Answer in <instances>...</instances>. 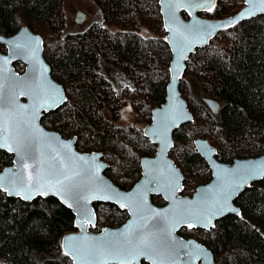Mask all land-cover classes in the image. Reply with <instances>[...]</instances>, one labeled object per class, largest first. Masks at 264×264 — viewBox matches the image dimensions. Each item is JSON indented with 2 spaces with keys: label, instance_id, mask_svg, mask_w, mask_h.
<instances>
[{
  "label": "trees",
  "instance_id": "trees-1",
  "mask_svg": "<svg viewBox=\"0 0 264 264\" xmlns=\"http://www.w3.org/2000/svg\"><path fill=\"white\" fill-rule=\"evenodd\" d=\"M90 1L102 23L62 39L63 0H0V34L26 26L41 36L51 75L67 97L60 108L43 115L41 124L63 137H76L79 151L101 152L109 164L105 175L128 190L140 177L141 158L153 155L155 146L135 125H116L119 109L129 105L135 122L149 121L151 110L165 99L171 54L158 0ZM215 3L212 19L233 14L242 5L241 0ZM101 64L116 72H101ZM114 74L124 77L126 94L114 93L106 78ZM185 84L189 87L182 91ZM179 90L193 121L173 133L170 157L184 176L182 195L190 196L211 178L194 148L195 136H205L221 162L264 152V15L220 29L190 56ZM204 95L219 103L216 113L203 102ZM11 163L12 155L0 150V171ZM152 201L164 203L160 196ZM93 205L94 232L127 219L113 204ZM235 205L239 216L227 215L209 230L182 228L179 234L194 235L212 252L214 264H264V179L239 195ZM75 231L74 215L57 200L25 203L0 191V264H71L61 241Z\"/></svg>",
  "mask_w": 264,
  "mask_h": 264
},
{
  "label": "water",
  "instance_id": "water-1",
  "mask_svg": "<svg viewBox=\"0 0 264 264\" xmlns=\"http://www.w3.org/2000/svg\"><path fill=\"white\" fill-rule=\"evenodd\" d=\"M215 2L158 0L164 40L171 54L169 78L164 102L151 111V121L142 130L155 146V152L141 158L140 177L129 190H122L105 176L109 165L101 152H79L75 148V137L62 138L57 131L48 130L41 124L44 114L57 110L66 101L63 87L52 77L43 56L41 36L26 26L10 36L0 34V45L5 48L0 50V95L3 96L0 101V144L7 142L13 149L0 147L12 155L11 165L0 171V191L25 203L53 198L71 211L77 231L65 235L61 241L63 253H68L66 256L71 264H122L121 260L107 256L81 259L73 251L120 247L131 249L123 264H214L208 248L195 238L182 237L179 231L182 228L209 230L227 215L239 216L240 208L235 205V200L252 184L264 179V152L257 157L221 162L216 158V148L207 139L196 138L194 148L208 166L211 178L197 186L192 195L185 196L182 195L184 176L170 157L174 131L193 121L179 90L190 56L206 47L220 29L264 15V5L259 0H244V6L227 19L198 16L204 10H211ZM185 12L188 19L182 16ZM82 19L83 15L79 14L77 21ZM17 62L25 66L23 73L15 68ZM204 103L213 113L218 111L217 101L206 98ZM50 168L57 169V175L60 170H67L75 177L76 187L65 194L46 184L43 193L34 189L26 193L24 185L29 183V176L35 177L37 172ZM52 183H55L54 177ZM237 183H240L238 188L235 187ZM76 192L80 193L78 198ZM152 196H160L165 204L155 205ZM225 196L229 210L211 216V223H208L203 216L211 213ZM94 203L113 204L127 213V219L117 227L92 232L89 228L97 220ZM142 237L153 242L158 251L145 250L140 254L141 249L136 246Z\"/></svg>",
  "mask_w": 264,
  "mask_h": 264
},
{
  "label": "snow or ice",
  "instance_id": "snow-or-ice-1",
  "mask_svg": "<svg viewBox=\"0 0 264 264\" xmlns=\"http://www.w3.org/2000/svg\"><path fill=\"white\" fill-rule=\"evenodd\" d=\"M259 3L261 5H264V0H259ZM202 6V5H200ZM181 36H183V33H180ZM184 39L186 40L187 38L184 37ZM19 47V45H17ZM3 100V96L0 95V101ZM55 102V100L53 101ZM43 106V105H42ZM35 115V114H34ZM7 146L9 148V150H13L10 144H7V142H5V144H0V147H5ZM65 147H67V145H65ZM24 159V155H21V160ZM81 160H83V157H80ZM77 175H79L77 173ZM246 174L242 175L240 178V181L243 182L244 176ZM55 178V183H52V178ZM62 177V178H61ZM29 183H27L26 185H24V190L26 193H30L31 190H36L38 192L43 193V191L45 190V186L46 184L49 187H57L58 190L63 191L65 194H68L71 192V190L76 187V185L73 183L75 177L72 175H69L67 173V170H60V175H57V169L55 168H50L49 170L45 171V170H41L39 172H37L35 177L29 176ZM0 187H2V185H0ZM235 187H240V183H237L235 185ZM75 196L78 198L80 196L79 192L75 193ZM25 198H28V196L26 195ZM227 205V196L224 197L222 202H219L216 206L215 209L207 214L203 216V219L206 220L208 223H211V216H215V215H219L222 214L224 211L229 210L226 208ZM69 207H71V205H69ZM231 211H236L235 209H230ZM70 239H75V238H70ZM137 248L141 249L140 254H144V251L147 250L149 252H156L158 251L156 249V245L151 242L148 238L146 237H142L139 241V244L136 246ZM74 252L77 253V255L81 256V259H94L97 257H102V256H107L109 258L112 259H119L121 260L122 264L124 262V260L127 258L128 253L131 251V249L129 248H125V247H120V248H116V249H104V250H89L87 252H81L80 249H73ZM68 253L65 252V255H67Z\"/></svg>",
  "mask_w": 264,
  "mask_h": 264
},
{
  "label": "rangeland",
  "instance_id": "rangeland-1",
  "mask_svg": "<svg viewBox=\"0 0 264 264\" xmlns=\"http://www.w3.org/2000/svg\"><path fill=\"white\" fill-rule=\"evenodd\" d=\"M241 3H242V5L239 7V9L244 6V0H241ZM63 9H64V14H65V26H64V30L61 34L62 39L65 36H67L69 33L70 34L71 33H77V32L84 31V30L88 29V27L95 20H97L100 16V14L98 13V9L96 8V6H94V4L90 0H63ZM237 11H235V12H237ZM78 12H80L84 15L83 19L80 21H77V19H76V14ZM230 14L231 13L226 14L224 16H220V18H225V17L228 18V17L233 15V14H231V15ZM15 68L19 72L23 73L25 66L22 63L20 64L19 62H17V63H15ZM103 69H104V72L109 70V69L112 70L113 73L116 72L114 69H112L110 67H104L103 66ZM108 80L112 83V85H113L112 88H113L114 93L116 95L126 94L127 88H125L124 86L122 87V82L125 81L123 76H121V79H118V78H116V76L114 74L113 76H108ZM188 87H189V85L185 84V87L182 88V91L185 90V88L187 89ZM180 94H181V92H180ZM181 97L183 98L182 95H181ZM201 98L204 99V98H210V97L204 95ZM183 99L185 100L186 98L184 97ZM134 119H135V117H134L133 109L129 105H123L119 109V115L117 117L116 125L119 127L135 125L141 132L143 130V128L150 123L151 112H150V116H149V121L147 119H142L138 122H135ZM197 132H198V129H197ZM194 133H196V132H193V134ZM198 133H205V132L199 131ZM197 137L205 139V136H203V135L195 136V138H197ZM195 138H193V139H195ZM154 152H155V147H153V153ZM89 230L92 231L91 227L89 228ZM92 232H94V231H92ZM189 237L193 238L194 235H190Z\"/></svg>",
  "mask_w": 264,
  "mask_h": 264
},
{
  "label": "flooded vegetation",
  "instance_id": "flooded-vegetation-1",
  "mask_svg": "<svg viewBox=\"0 0 264 264\" xmlns=\"http://www.w3.org/2000/svg\"><path fill=\"white\" fill-rule=\"evenodd\" d=\"M215 5H216V3H215ZM215 5L212 7V9L211 10H204L205 12H200V13H198V16H200V17H205V18H210V19H212V17H209V14L210 13H212L213 12V9H214V7H215ZM79 14H82V13H80V12H78L77 14H76V19H77V17H78V15ZM83 15V14H82ZM235 14H233L232 16H234ZM182 16H183V18L184 19H188L189 18V16L187 15V13L185 12V13H183L182 14ZM232 16H230V17H232ZM83 17H84V15H83ZM161 18V17H160ZM229 18V17H228ZM217 19V18H216ZM222 19V18H221ZM227 19V18H226ZM94 23H102V19H101V17H99L97 20H95L92 24H94ZM161 23H162V21H161ZM91 24V25H92ZM90 25V26H91ZM89 26V27H90ZM88 27V28H89ZM162 27H163V25H162ZM0 50L1 51H4L5 50V48H4V46H2V45H0ZM103 66L104 67H106L104 64H101L100 65V71L101 72H104V69H103ZM111 68V67H110ZM105 76V75H104ZM116 76V78H117V75H115ZM106 77V76H105ZM107 78V80H108V77H106ZM109 81V80H108ZM110 82V81H109ZM125 82V81H124ZM124 82H122V87L124 86L125 88H126V83H124ZM121 84V83H120ZM113 86V85H112ZM125 90V89H124ZM191 238V237H190Z\"/></svg>",
  "mask_w": 264,
  "mask_h": 264
},
{
  "label": "bare ground",
  "instance_id": "bare-ground-1",
  "mask_svg": "<svg viewBox=\"0 0 264 264\" xmlns=\"http://www.w3.org/2000/svg\"><path fill=\"white\" fill-rule=\"evenodd\" d=\"M256 17H257V16H256ZM11 35H12V34H11ZM8 36H10V35H8ZM43 45H44V44H43ZM43 52H44V50H43ZM61 86H62V85H61ZM62 87H63V86H62ZM63 89H64V88H63ZM204 99H206V98H204ZM204 99H203V102H204ZM210 99H212V98H210ZM213 100H214V99H213ZM66 101H67V97H66ZM66 101H65V102H66ZM215 101H216V100H215ZM65 102H64V103H65ZM206 106H207V105H206ZM207 107H208V106H207ZM155 108H156V107H155ZM218 109H219V108H218ZM214 113H216V112H214ZM48 130H49V129H48ZM176 130H177V129H176ZM176 130H175V131H176ZM54 131H55V130H54ZM175 131H174V132H175ZM58 133H59V132H58ZM59 134H60V133H59ZM60 135H61V134H60ZM61 137H62V138H66V137H63L62 135H61ZM71 138H73V137H71ZM75 138H76V137H75ZM66 139H68V138H66ZM195 139H196V138H195ZM195 139H194V140H195ZM75 144H76V142H75ZM211 145H212V144H211ZM75 148H76V146H75ZM76 150H78V149L76 148ZM78 151H79V150H78ZM79 152H82V153H92V152H96V151H92V152H83V151H79ZM255 157H257V156H255ZM216 158H217V156H216ZM247 158H250V157H247ZM104 161H105V160H104ZM105 162H106V161H105ZM108 165H109V164H108ZM105 176H106V175H105ZM106 177H107V176H106ZM107 178H108V177H107ZM108 179H109V178H108ZM109 180H110V179H109ZM110 181H111V180H110ZM111 182H112V181H111ZM112 183H113V182H112ZM122 190H125V189H122ZM128 190H129V189H128ZM152 197H153V196H152ZM162 200H163V199H162ZM163 201H164V200H163ZM152 202H153V201H152ZM164 204H165V202L163 203V205H164ZM163 205H157V206H163Z\"/></svg>",
  "mask_w": 264,
  "mask_h": 264
}]
</instances>
